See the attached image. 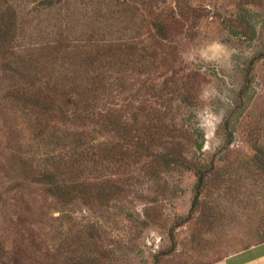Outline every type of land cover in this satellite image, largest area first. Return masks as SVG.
<instances>
[{
  "label": "rangeland",
  "instance_id": "374dc122",
  "mask_svg": "<svg viewBox=\"0 0 264 264\" xmlns=\"http://www.w3.org/2000/svg\"><path fill=\"white\" fill-rule=\"evenodd\" d=\"M166 1L160 7L176 13L175 38L165 54L169 61L128 70L126 92L107 95L98 106L124 109L123 100L136 99L131 100L142 84L161 87L175 75L196 73L202 91L192 117L203 133V147L188 154L229 169L221 187L218 175L211 176L202 198L216 211L207 218L191 212L192 171L161 168L154 174L128 157L127 163L117 161L102 147L118 138L26 106L6 75L4 63L14 58L32 59L30 70L36 67L47 78L51 71L86 75L84 51L93 39L114 38L115 30L124 35L125 18L100 10L98 0H0V13L12 7L17 25L6 51L0 49V264H215L259 242L264 172L249 169L245 160L264 152V59L253 69L244 109L234 114L232 142L218 130L237 103L249 60L264 52V0H182L184 12L175 0ZM107 24L109 34L102 37L99 30ZM57 33L68 52L52 60ZM113 70L103 75L107 83L120 69ZM70 162L75 168L67 176L86 184L113 182L115 192L55 197L44 173L53 163L65 169ZM179 219L185 223L176 227Z\"/></svg>",
  "mask_w": 264,
  "mask_h": 264
},
{
  "label": "trees",
  "instance_id": "16d2710c",
  "mask_svg": "<svg viewBox=\"0 0 264 264\" xmlns=\"http://www.w3.org/2000/svg\"><path fill=\"white\" fill-rule=\"evenodd\" d=\"M98 1L100 10L102 6L103 10L107 9L106 13L125 18L123 22L127 24V28L124 35L122 31L115 30L118 34L114 35V38H102L99 41L93 39V43L89 45L91 48L84 51L81 65H84L86 75L83 73L82 76L76 71L62 75L51 71V78L41 76L36 67L30 70L27 66L33 61L32 59L14 58L4 63L6 75L17 92L15 94L18 100L26 106H33L39 112H42L41 110H43L42 113L51 112V118L59 117L64 121H73V123L82 121L79 125L85 127V131L94 128L95 131L109 133L114 138H118L117 141L112 142L111 146L106 142L102 150L113 152L117 155L119 162L127 163L128 157L132 163L141 164L153 170L154 174L161 168H182L192 171L196 182L191 212L199 211L206 218L211 216L216 210L209 207L202 198L208 190L211 176L218 175L215 182L221 187V183L225 182L223 177L229 169L219 170L214 160L207 162L205 159L190 157L188 154L189 149H192L191 153H194L202 150L203 147V142H201L203 133L199 126L196 127V122L193 123L192 117L193 112L199 107V97L202 91V82L196 73L175 75L165 80L161 87L155 84H142L145 90L139 89L131 100L136 99L123 100L124 109H118L111 103L105 105L104 109L98 106V102L107 95L117 91L122 96L126 92L125 86L128 79L125 74L128 70L145 71L150 68H159L161 64H167L169 59L165 55L166 48L173 43L176 34L174 9L169 10L167 6L166 8L160 7V5H166V0ZM175 3L176 9L184 12L183 1L175 0ZM104 17L108 20L106 14ZM130 23L133 27L129 26ZM111 26L115 29L114 25ZM16 29V16L13 8L4 7L3 12L0 13L1 50L6 51V47L14 38ZM108 29V24L100 28L102 37L109 34ZM128 29L131 30V34L126 32ZM56 36L53 39L55 43L51 44L52 60L59 55L65 57L68 52L67 46L61 40L62 37H59L58 33ZM174 57L172 62L176 61ZM262 59H264V52L254 55L249 60L237 94V103L219 126L218 131L223 132L228 144L233 139L234 114L244 109L253 86V69ZM117 67L120 70L116 71L114 82L110 83L109 80L107 83L103 75L110 71L114 72L113 69ZM71 79L76 84L68 87L66 82ZM112 86L114 90L111 92ZM142 91V96L139 97ZM181 110L186 114L180 113ZM125 147H130L131 150L128 151L130 154L122 151ZM116 150L120 151L116 153L114 152ZM103 156H106V153H103ZM245 162L249 169L264 172V152L259 154L257 152L251 160L248 159ZM73 164L74 162H70L69 166L64 167L65 170L53 163L51 169L45 171L44 180L47 181L49 190L55 197L72 200L76 194H93L95 197H103L115 192L113 182H106V186H103L100 183L86 184L73 180L66 175L72 168L74 170L75 164L74 166ZM183 223L185 219H179L176 227ZM263 242L264 231L259 235V242L241 250ZM81 264H88V260Z\"/></svg>",
  "mask_w": 264,
  "mask_h": 264
},
{
  "label": "crops",
  "instance_id": "0c3cea01",
  "mask_svg": "<svg viewBox=\"0 0 264 264\" xmlns=\"http://www.w3.org/2000/svg\"><path fill=\"white\" fill-rule=\"evenodd\" d=\"M215 264H264V242L235 252Z\"/></svg>",
  "mask_w": 264,
  "mask_h": 264
}]
</instances>
